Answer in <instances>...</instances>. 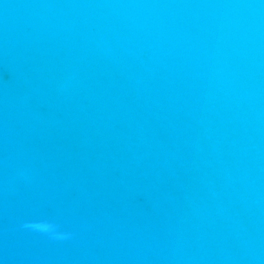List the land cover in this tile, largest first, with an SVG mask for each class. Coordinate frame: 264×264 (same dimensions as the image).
<instances>
[{
    "label": "water",
    "instance_id": "water-1",
    "mask_svg": "<svg viewBox=\"0 0 264 264\" xmlns=\"http://www.w3.org/2000/svg\"><path fill=\"white\" fill-rule=\"evenodd\" d=\"M0 264H264V0H0Z\"/></svg>",
    "mask_w": 264,
    "mask_h": 264
},
{
    "label": "clouds",
    "instance_id": "clouds-1",
    "mask_svg": "<svg viewBox=\"0 0 264 264\" xmlns=\"http://www.w3.org/2000/svg\"><path fill=\"white\" fill-rule=\"evenodd\" d=\"M54 228H55L54 225H52V224H48V225H46L45 230H46V231H54Z\"/></svg>",
    "mask_w": 264,
    "mask_h": 264
}]
</instances>
